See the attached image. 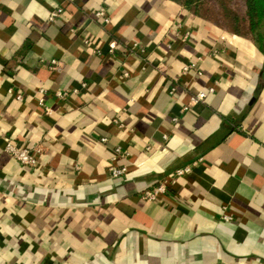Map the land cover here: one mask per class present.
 Segmentation results:
<instances>
[{"label":"crops","instance_id":"obj_1","mask_svg":"<svg viewBox=\"0 0 264 264\" xmlns=\"http://www.w3.org/2000/svg\"><path fill=\"white\" fill-rule=\"evenodd\" d=\"M0 264H264L254 40L169 0H0Z\"/></svg>","mask_w":264,"mask_h":264},{"label":"trees","instance_id":"obj_2","mask_svg":"<svg viewBox=\"0 0 264 264\" xmlns=\"http://www.w3.org/2000/svg\"><path fill=\"white\" fill-rule=\"evenodd\" d=\"M218 30L254 40L264 54V0H169Z\"/></svg>","mask_w":264,"mask_h":264},{"label":"built area","instance_id":"obj_3","mask_svg":"<svg viewBox=\"0 0 264 264\" xmlns=\"http://www.w3.org/2000/svg\"><path fill=\"white\" fill-rule=\"evenodd\" d=\"M58 12H54L51 15V19H54L56 16H58ZM95 16L103 19L105 23H110V18L107 16L106 11L101 8L99 9L96 13ZM189 36V33L186 34V37ZM53 64H56V62L53 61ZM192 70H196L198 74H201V71L198 69L196 64H188L184 67V72H190ZM70 92L77 93L78 90H73V91H64V92H59L57 95L60 98H65L70 94ZM209 92H214V89L211 88L209 89ZM207 96L206 91H202L198 93L193 100L198 102V101H203ZM18 98L22 99V95L18 94ZM188 107H184V110H187ZM177 120V119H175ZM5 150L8 152L13 158H15L23 167H30V168H36L38 167V159L36 157V154L34 153L33 150H31L28 147L25 146H20L18 145L14 140L7 138L6 139V145H5ZM117 153L120 152V149L116 151ZM192 169V166H187L181 169H178L173 175L172 178L182 176L188 172H190ZM126 169L125 168H118L114 165L110 166V174L113 177H120L125 173ZM167 190V181H162L160 182L157 186L151 189H147L141 196L143 201H156L159 199V196L161 194H164ZM226 220H229L230 218L228 216H225Z\"/></svg>","mask_w":264,"mask_h":264},{"label":"rangeland","instance_id":"obj_4","mask_svg":"<svg viewBox=\"0 0 264 264\" xmlns=\"http://www.w3.org/2000/svg\"><path fill=\"white\" fill-rule=\"evenodd\" d=\"M232 1H235V2L238 1L239 2V1H242V0H232Z\"/></svg>","mask_w":264,"mask_h":264}]
</instances>
